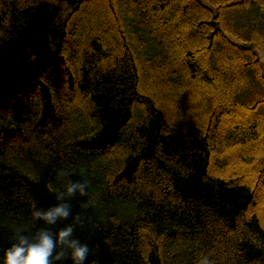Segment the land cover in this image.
Wrapping results in <instances>:
<instances>
[{
    "label": "trees",
    "instance_id": "trees-1",
    "mask_svg": "<svg viewBox=\"0 0 264 264\" xmlns=\"http://www.w3.org/2000/svg\"><path fill=\"white\" fill-rule=\"evenodd\" d=\"M210 1L0 0V256L80 179L86 264H264V0Z\"/></svg>",
    "mask_w": 264,
    "mask_h": 264
},
{
    "label": "clouds",
    "instance_id": "clouds-1",
    "mask_svg": "<svg viewBox=\"0 0 264 264\" xmlns=\"http://www.w3.org/2000/svg\"><path fill=\"white\" fill-rule=\"evenodd\" d=\"M59 177L69 176L65 169L59 170ZM88 184L80 179H69L64 189L55 196V203L49 207L33 205L31 217L43 227L35 232L17 231L13 242L4 249L0 264H86L91 248L79 239L74 224H83L79 214L73 215L72 200L87 197ZM85 201L81 206H86ZM71 218V220H70ZM69 221L68 223H63ZM63 224L62 227H58ZM200 264H216L209 253Z\"/></svg>",
    "mask_w": 264,
    "mask_h": 264
},
{
    "label": "rangeland",
    "instance_id": "rangeland-1",
    "mask_svg": "<svg viewBox=\"0 0 264 264\" xmlns=\"http://www.w3.org/2000/svg\"><path fill=\"white\" fill-rule=\"evenodd\" d=\"M203 4L207 6H211V1L210 0H200ZM264 211V207L260 208V211Z\"/></svg>",
    "mask_w": 264,
    "mask_h": 264
}]
</instances>
